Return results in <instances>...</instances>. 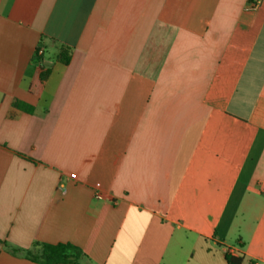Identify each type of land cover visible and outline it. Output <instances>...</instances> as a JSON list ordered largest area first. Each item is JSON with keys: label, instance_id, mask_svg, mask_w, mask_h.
Masks as SVG:
<instances>
[{"label": "crops", "instance_id": "1", "mask_svg": "<svg viewBox=\"0 0 264 264\" xmlns=\"http://www.w3.org/2000/svg\"><path fill=\"white\" fill-rule=\"evenodd\" d=\"M42 244L264 264V0H0V264Z\"/></svg>", "mask_w": 264, "mask_h": 264}, {"label": "trees", "instance_id": "2", "mask_svg": "<svg viewBox=\"0 0 264 264\" xmlns=\"http://www.w3.org/2000/svg\"><path fill=\"white\" fill-rule=\"evenodd\" d=\"M59 60L63 64L68 65L71 61V50L69 48H64L59 56ZM47 77L48 72L44 71L40 77L41 84L47 79ZM15 106L29 113L34 112V108L32 106L22 105L21 103H15ZM28 257L40 264H77L86 256L81 249L72 244H42L40 254H28ZM226 261L228 264L243 263V259L241 257H236L232 254L226 255Z\"/></svg>", "mask_w": 264, "mask_h": 264}, {"label": "built area", "instance_id": "3", "mask_svg": "<svg viewBox=\"0 0 264 264\" xmlns=\"http://www.w3.org/2000/svg\"><path fill=\"white\" fill-rule=\"evenodd\" d=\"M95 197H97L99 199L102 198V195H101V193L98 190L95 191ZM230 252H233V251L230 249Z\"/></svg>", "mask_w": 264, "mask_h": 264}]
</instances>
